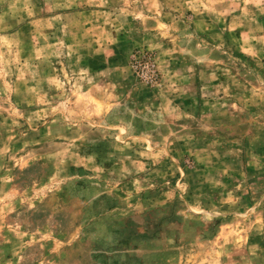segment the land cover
<instances>
[{"label":"rangeland","instance_id":"1","mask_svg":"<svg viewBox=\"0 0 264 264\" xmlns=\"http://www.w3.org/2000/svg\"><path fill=\"white\" fill-rule=\"evenodd\" d=\"M190 1L193 48L134 47L99 72L67 47V18L37 17L51 2L0 0V264H264V0ZM167 73L203 114L97 124L95 95L111 107L110 90L145 96Z\"/></svg>","mask_w":264,"mask_h":264},{"label":"crops","instance_id":"2","mask_svg":"<svg viewBox=\"0 0 264 264\" xmlns=\"http://www.w3.org/2000/svg\"><path fill=\"white\" fill-rule=\"evenodd\" d=\"M35 1L38 4L42 1L51 2L52 4L51 13L41 16L37 13V17H47L52 19L53 22L56 18L68 19L69 37L66 41L67 47L70 51L80 52L83 66L90 67L91 70L90 63L92 61L97 65L94 66L95 71L99 70V72L107 67L109 59H111V65L114 59H118L124 64L127 55L134 47H156L162 50L165 46L169 45L170 47V44H172L173 47L178 41H184L183 47L193 48V42L198 43L199 41H193L189 37L193 35L192 33L196 37H200V32L204 31L202 29L198 31L195 27L189 29L187 21L184 20L186 12L191 10L188 4L191 3L190 0ZM61 2H68L65 6L67 10H61ZM190 15L192 17L190 21L193 23L195 16L192 10ZM52 28L54 34L56 30L54 23ZM195 64V61H193L191 66ZM188 65L190 66V64ZM95 71L94 73H97ZM174 75L175 73H167L162 77L159 87L146 92L145 96L139 95V97H133L135 92L132 94L133 92L126 90L123 82L125 77H122L123 80H120L119 84L120 87L124 86V88L118 89L115 85V90H110V96L116 97L117 102L110 103V105H114L109 107L106 100L109 91L106 87L99 93L98 98L96 95L94 96L95 99H99V111L97 107H94V111L90 112L96 114L92 116L97 117V124L100 126L140 131L161 128L164 123L171 122L167 118V113L170 112L171 107L185 116L196 114L198 111L203 114L202 99L198 97L197 93L193 98L181 97L182 91L177 92L180 88L179 76ZM113 80L118 81L116 77ZM103 87L104 85L101 88ZM174 93L176 95H173ZM186 101L189 104L186 105ZM138 105L148 106L149 109H146V107L137 109ZM211 114H214V109H211Z\"/></svg>","mask_w":264,"mask_h":264},{"label":"built area","instance_id":"3","mask_svg":"<svg viewBox=\"0 0 264 264\" xmlns=\"http://www.w3.org/2000/svg\"><path fill=\"white\" fill-rule=\"evenodd\" d=\"M132 74L138 80L144 82L148 86L157 83L158 73L156 70L155 60L149 52L132 53L129 59Z\"/></svg>","mask_w":264,"mask_h":264}]
</instances>
